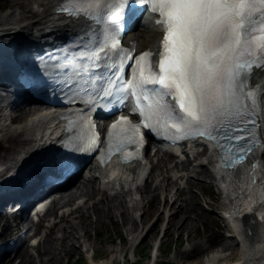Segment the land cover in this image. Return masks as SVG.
<instances>
[{
	"label": "snow or ice",
	"instance_id": "snow-or-ice-1",
	"mask_svg": "<svg viewBox=\"0 0 264 264\" xmlns=\"http://www.w3.org/2000/svg\"><path fill=\"white\" fill-rule=\"evenodd\" d=\"M148 4L162 36L156 49L134 57V48L121 46V25ZM61 11L98 27L79 37L76 51L49 57L42 74L63 84L70 102L91 105L89 112L131 104L141 118L121 115L108 130L109 149L143 143L141 128L166 127L215 141L234 167L264 133V86L254 83V70L264 72V0H62ZM77 119L72 152L97 143L91 117L81 111ZM76 127L69 120L68 132Z\"/></svg>",
	"mask_w": 264,
	"mask_h": 264
},
{
	"label": "bare ground",
	"instance_id": "bare-ground-1",
	"mask_svg": "<svg viewBox=\"0 0 264 264\" xmlns=\"http://www.w3.org/2000/svg\"><path fill=\"white\" fill-rule=\"evenodd\" d=\"M58 1L0 0V8L3 7L5 2H9L12 8H16L20 4L27 6V12L24 15H18L14 10L9 13L0 11V54H3L6 41H10L13 45L24 49L28 43L33 42L35 37L39 38L49 27L63 23L64 19L56 11ZM33 2L37 8L33 9ZM145 6H141L139 9V12L142 14L141 22L144 18L142 8ZM15 30H19L20 32L14 33ZM130 35L137 36L139 47L145 48L158 37V31L154 25L150 24L133 31ZM1 110L0 108V112ZM30 111L29 107L19 108L16 113V119L26 117ZM6 122L0 114V145L3 144L7 151L0 155V161L10 167L24 164L23 162L27 160L25 158L29 159L30 156H33L34 159L37 155L47 152L46 149L49 145L45 143L53 138L52 135L57 134L58 130L56 121L46 113H41L22 121L18 120L14 125H7ZM202 146L201 144L196 146L195 149L193 147L189 148V153H192L195 158L201 157L198 159V164L193 166V171L198 170V167H203L205 175L215 177V173L210 169V166L215 162L214 153H207V150ZM161 151L163 153L158 156L156 163L152 162L145 182L139 186L136 185L135 194H138V197L132 196L131 188L122 189V185L125 184L129 187L130 184L138 183V180L144 176V173L142 176L140 173L144 172L149 165L144 164L141 168L138 167L139 169L136 166H131L129 168L122 167L123 169L118 168V170H115L116 166L113 165L112 169H106L100 173L103 175L101 178L95 177L90 180H81L72 186L57 191V196L52 200L48 210L40 216L39 221L34 222V218L29 216V227H33V230H36L48 214H53L59 207L67 206V210L63 212L60 221L56 220L52 227L61 225L64 231L60 237L62 240L70 238L68 226L78 232V234L75 233L71 238L72 243L70 246L77 248L81 252L88 251L92 245L90 243L83 245L84 240L82 238L88 232L89 221L85 225L76 226L72 224L71 218L76 213L81 214L83 208L92 207L94 213L97 215V219L102 215L111 220L117 219L119 221V230L125 232L124 239L128 241H132L135 238L134 233L139 231L140 224L146 223L148 225L150 221L152 223L147 227L146 231L144 227L139 232L140 235L145 232L141 238L145 242L153 237L155 231L157 228H161L163 222L166 223L164 228L166 234H170L174 230L179 234L185 230H190L194 225L191 213L199 208V206L189 200L188 197L181 198L185 192L183 187L178 185V182L182 184L179 180H182L186 176V171H188L190 166H188L187 160H176V162H173V165L169 164L177 156L175 151L172 152L171 150L164 149ZM258 152L264 157V148ZM217 168H215L216 174L217 176L221 175L224 179L226 193L229 195L231 208L234 212L229 211L231 218L233 219L235 216L237 217V215L242 214L247 216L245 226L242 228L243 233L241 231L238 232L239 236H242V239H240L241 241H236L233 237L226 234L227 243L221 249L217 248L210 251L202 260L197 256L192 262L185 264H264V226H262L253 213L250 215L246 214L253 204L263 198L264 186L251 182L250 178L254 175L253 171L243 170L238 173L230 171L221 172ZM163 190H166L167 193L164 199L161 200V192ZM145 198L149 200L155 199L158 202L151 219L147 218L146 211L140 215L135 214V211L144 209L146 205ZM180 198L181 202L176 208L175 203ZM76 201L77 204L75 203ZM89 202H92V204H89ZM73 203L75 204L73 207H68L69 205H73ZM224 204L226 205V203ZM200 209L201 213H196L197 217L205 214L204 210ZM90 215H86L87 219H90ZM21 221L18 220L15 231L20 230ZM62 221L69 224H60ZM79 229L81 230L80 234ZM131 234L133 235L132 237L130 236ZM28 238L25 239L24 244L18 252L21 257L20 260L17 262L9 259L7 264H50L54 258V251L50 249L51 246H47L50 240L47 237H40L32 245H29ZM132 243L134 244L133 241ZM6 246L10 248L11 243H7ZM234 246H237L240 254L236 260H233L236 256L235 250L228 253V250L235 248ZM195 249V246H192L189 250H180L176 258H184L190 252L194 254ZM136 250V247H134L133 252ZM205 250L206 247H201L198 249V254L203 253ZM105 252L117 254L122 252V247L112 244L105 249ZM95 253L97 255L96 250ZM123 253V264H127V253ZM89 260L92 261L89 264H106L104 260L97 261L93 256H90ZM159 261H155V264Z\"/></svg>",
	"mask_w": 264,
	"mask_h": 264
},
{
	"label": "rangeland",
	"instance_id": "rangeland-1",
	"mask_svg": "<svg viewBox=\"0 0 264 264\" xmlns=\"http://www.w3.org/2000/svg\"><path fill=\"white\" fill-rule=\"evenodd\" d=\"M32 6L33 9L37 8L34 2ZM13 10L18 15H24L27 12V6L25 4H20L16 8H12L9 2H5L3 7L0 8V11L5 13H9ZM6 152V147L3 144L0 145V155ZM210 169H213V164L210 166ZM186 172V176H184L182 180H179L182 184L178 182V185H181L185 192L181 198L188 197L189 200L199 206V208L191 213L194 225L190 230H185L180 234L174 230L170 234H166L164 230L166 223L163 222L161 228H157L149 241L145 242V240H141L139 244L134 246L131 241L124 239L125 232L119 230V221L117 219L111 220L103 215L97 219V215L94 213L92 207L83 208L81 214L76 213L75 216L71 218L72 224L76 226L85 225L89 221L88 232L85 233L82 238L84 240L83 245L87 243L92 245L88 251L81 252L77 250V248L70 246L72 243L71 238L75 233L78 234L73 228L68 226L70 238L62 240L60 237L63 235L64 231L61 225L54 226L52 229L49 227L55 220L59 219V215L62 213L60 208H58L54 215L49 214L46 217L45 222L40 227L42 238L47 237L50 240L47 246H51L50 249L54 251V258L50 264H88L90 263V256L95 250L98 258L106 257L104 258V263L106 264H110L114 256L117 257V259H115V264H123V252L127 253V264H146L151 260V253L155 251L158 240L161 242L159 250L156 249L159 253L158 260L164 261L165 263H190L197 256H199L201 260L204 259L205 256L215 248V243L219 246L227 243L226 234L228 231L225 226V220L218 212L220 209H224L225 199L219 192L215 177L205 175L203 167H198L196 171H193L190 167ZM166 193V190L161 192V200L164 199ZM135 196L138 197V195ZM181 198L175 203L176 208L180 204ZM89 204H92V202H89ZM145 204L146 206L144 209L137 210L135 214L140 215L146 211L147 218L151 219L158 202L155 199L149 200L145 198ZM71 206H74V203ZM200 208L204 210L205 214L197 217L196 213H201ZM87 214H91L90 219H87ZM151 223L152 221L149 222V225ZM60 224H66V222L63 221ZM68 224L69 223L66 225ZM144 226H146V223L140 224V229ZM78 231L80 234L81 230L79 229ZM112 244L120 245V247H122V252L117 254L105 252V249ZM192 246L196 248L194 254L190 252L184 258H176L180 250H189ZM134 247H136L137 250L133 252ZM201 247H206V250L198 254V249ZM234 247V249L228 250V253L235 250L236 256L233 260H236L240 254L237 246ZM20 258L21 257L18 255L14 261H19Z\"/></svg>",
	"mask_w": 264,
	"mask_h": 264
}]
</instances>
